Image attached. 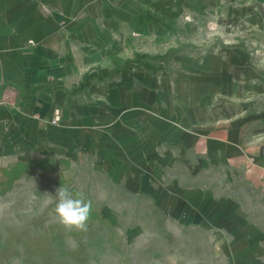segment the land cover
I'll return each instance as SVG.
<instances>
[{
	"label": "crops",
	"instance_id": "0c3cea01",
	"mask_svg": "<svg viewBox=\"0 0 264 264\" xmlns=\"http://www.w3.org/2000/svg\"><path fill=\"white\" fill-rule=\"evenodd\" d=\"M72 1L0 0V96L7 101L0 102V158L15 157L0 164L43 157L72 162L69 152L77 145L83 143L85 152L88 146L103 145L107 156L102 157L113 175L120 176L118 167L128 172L144 166L141 186L150 184V154L159 160L153 161V170H160L162 162L170 168L179 164L178 150L180 161L188 167L197 163L205 179L207 171L218 168L251 185V193L264 206V56L254 55L249 45L257 42L264 50V0H166L167 6L174 1L192 12H210L214 26L228 37L244 38L257 31L260 38L226 42L210 51L179 50L172 76L166 71L147 75L129 94L123 93L124 83L107 87L101 100L107 104L103 144L89 140L95 137L90 128L97 117L90 104L95 100L89 102L85 94L93 87L87 80L96 75L102 80L112 72L92 70L85 79L79 76L86 62L106 55L103 50L108 49L114 27L97 28L95 16L106 14L118 0H75V9ZM128 1L146 14H163L157 10L163 9L162 0H156L160 5ZM56 107L62 117L52 123ZM126 110L136 116L128 119ZM23 153L29 154L25 158ZM202 195L215 198L211 185L204 186ZM221 208L220 219L206 226L217 232L215 241L226 264H264V231L259 229L264 218H254L256 223L240 206L242 216ZM232 212L238 214L236 209Z\"/></svg>",
	"mask_w": 264,
	"mask_h": 264
},
{
	"label": "rangeland",
	"instance_id": "374dc122",
	"mask_svg": "<svg viewBox=\"0 0 264 264\" xmlns=\"http://www.w3.org/2000/svg\"><path fill=\"white\" fill-rule=\"evenodd\" d=\"M141 1L157 3L156 0H136V3L140 4ZM162 1L165 2L163 9L157 10L165 15H159L160 18L140 11L128 0H118L115 6L107 9L106 14L100 13L95 16L94 24L97 28L102 25L114 28L111 31L108 49L103 50L106 55L99 61L86 62L84 73L79 76L81 77L79 79H85V75L92 70L112 72L111 76L102 80L97 75L92 77V81L87 80V83L92 82L93 87L89 88L85 95L89 102L95 100L90 104L97 117L94 126L90 128L91 134L95 131V137H91L90 142H102L101 139L106 136L103 129L105 127L102 125L106 116L104 113L106 109L103 106L107 104L101 100L105 99L102 91L107 90V87L111 89L116 83H124L123 93L129 94L134 92L138 85L145 83L144 78L147 75L157 77L166 71L167 75L172 76L171 70L172 66L176 65L175 57L178 56L176 53L178 51H171L179 46L180 50H195L202 47L210 51L226 42L242 44L245 38L253 40L260 38V35H256L257 31L250 33V36H243L244 38L228 37L225 31L220 32L214 26L215 17L210 12L206 14L201 11L192 12L186 4L179 5L173 1L172 6H167L166 0ZM72 2L71 8H77L76 1ZM166 15H174L175 18L170 20ZM163 18L174 24L177 31L166 29L164 23L160 21ZM116 22L120 26H117ZM256 43L249 44L252 53L259 57L264 56V50L259 49V44ZM109 48L119 56L118 59H111L113 57ZM173 53L176 54L172 55ZM128 111L126 110L128 119L136 116L135 113ZM83 146V143L82 146L77 145L72 153L69 152L73 158L70 166L67 167L64 160L57 158V170L52 171V168L48 167L43 169V175L24 173L14 181L11 190L0 194L2 233L0 252L6 248L7 226L48 234L56 248L60 246L75 248V237L69 233V229L59 223L55 211H49V219L46 221L57 224L55 229L49 231L35 228L31 223L33 216L41 213L44 207L57 197L56 191L60 187L50 180V177L57 179L63 177L66 184H75L79 189L89 190L96 202V208L112 222L117 238L128 251L127 259H122L108 240L105 224L95 221L92 226L86 228L87 261L80 263L69 256L60 255L56 258V264H226L224 251L215 241L217 232L206 226L208 221L216 222L220 219L222 213L218 211L222 209L221 206L234 216H242L244 214L238 209L240 206L248 219L254 222H256L254 218L262 220L264 218V206H260V198L251 193V185L238 182L241 179L236 180L233 175L229 178L218 168L207 171L208 179H205L204 170L197 168V163L193 167L192 161L188 167L183 160L180 161L182 154L178 150L175 151V155L179 164L170 168L162 162L160 170H153L154 162L159 160H152L153 155L150 154L151 159H148L149 167L152 169L150 184L146 182L139 186L138 182L144 181V166L140 169L133 166L131 168L135 170L130 169L128 172L121 171L124 170L123 167L122 169L118 167L120 176L113 175L110 172L112 170L110 163L102 157L107 156L104 154L103 145L100 148L95 147V144L86 147L89 152H85ZM28 154L23 153L20 156L26 158ZM192 156L195 157V154ZM14 158H0V163ZM1 166L7 165L0 164V179L5 178ZM209 185L217 199L203 197L202 189ZM186 189L190 191H185ZM229 208L236 209L238 214ZM195 209L197 213L202 211L207 213L205 212L206 215L203 216L198 215ZM191 212L195 215L191 216ZM259 229L264 231L262 225ZM17 246L21 247L20 244ZM34 261V263L25 261L23 252L22 255L12 256L6 260L5 264H45L39 255L34 257Z\"/></svg>",
	"mask_w": 264,
	"mask_h": 264
},
{
	"label": "trees",
	"instance_id": "16d2710c",
	"mask_svg": "<svg viewBox=\"0 0 264 264\" xmlns=\"http://www.w3.org/2000/svg\"><path fill=\"white\" fill-rule=\"evenodd\" d=\"M165 23V28L168 30H172L174 32L177 31L176 26L170 23L166 18L162 19ZM181 47L174 48L171 52L179 51ZM112 57L119 58L115 53H112ZM64 160L66 162V166L71 165V160L68 158L59 159ZM58 160L53 157H43L36 158L33 160L26 161H16L13 164L7 166H1L2 174H4L5 178L0 179V194H4L11 190L14 181L17 178H20L24 175V173L32 174H40L43 175V169L52 168V171L57 170ZM53 182L59 185V187L63 186L68 188L74 197H82L86 202H90L91 204V212L89 219L87 220V228L93 225L95 221H100L104 223L108 230V240L110 244L116 249L117 253L120 255L122 259H127L128 251L122 241L117 238L116 230H114L112 222L96 208V202L93 199V196L89 190H82L79 187L75 186V184L70 185V183L66 184L65 178H52ZM58 202V198L55 197L51 202H49L44 210L39 213L37 216H33L31 223L35 226V228H43L44 230H53L58 225L54 223H46L49 219V211H55L56 204ZM8 236L6 237V248L1 250L0 252V264H5L6 260L10 259L12 256L22 255L23 252L25 254V261L29 263H34V257L36 255L41 256L45 264H56V258L60 255H65L71 257L73 260H76L80 263L86 262V245H85V234L86 230H77L75 228L68 230L69 233L75 237L76 246L73 249H70L66 246H60V248H56L52 244V239L48 234H40L29 232L28 229L19 230L16 227L7 226L6 227ZM2 233H0L1 236ZM61 235V234H60ZM59 235V236H60ZM20 244L21 247L17 245Z\"/></svg>",
	"mask_w": 264,
	"mask_h": 264
},
{
	"label": "clouds",
	"instance_id": "9594fccd",
	"mask_svg": "<svg viewBox=\"0 0 264 264\" xmlns=\"http://www.w3.org/2000/svg\"><path fill=\"white\" fill-rule=\"evenodd\" d=\"M56 196L58 202L55 212L59 223L69 230H86L91 212L90 202H86L82 197H74L71 191L63 186L57 189Z\"/></svg>",
	"mask_w": 264,
	"mask_h": 264
},
{
	"label": "built area",
	"instance_id": "2783aa9c",
	"mask_svg": "<svg viewBox=\"0 0 264 264\" xmlns=\"http://www.w3.org/2000/svg\"><path fill=\"white\" fill-rule=\"evenodd\" d=\"M32 41V40H31ZM0 102H7L2 96H0ZM54 116L51 118V122L52 123H56L59 122L62 114H61V109L59 107H56L55 111H54Z\"/></svg>",
	"mask_w": 264,
	"mask_h": 264
}]
</instances>
